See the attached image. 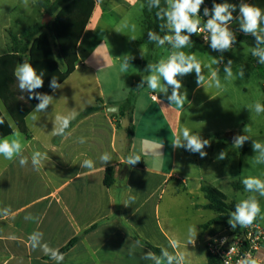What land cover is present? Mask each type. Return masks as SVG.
I'll list each match as a JSON object with an SVG mask.
<instances>
[{"label": "crops", "instance_id": "1", "mask_svg": "<svg viewBox=\"0 0 264 264\" xmlns=\"http://www.w3.org/2000/svg\"><path fill=\"white\" fill-rule=\"evenodd\" d=\"M39 1L0 0V56L13 50L10 33L20 34L40 21L44 9ZM95 2L92 16L78 43L79 62L74 72L61 83L62 88L49 94L53 96L52 105L37 113L35 121L31 118L34 109L26 117L29 136L18 130L8 112L6 114L0 106L14 132L21 134L23 155L29 158V164L21 167L18 158L7 160L0 155V210L10 209L8 216L0 215V264H56L42 250L31 247L28 237L34 231L42 232L43 241L59 250L79 238L63 253V264H152V261L143 259L144 254L152 250L140 241L137 244L134 234L160 249L167 248L169 252L175 251L170 247V241L175 239L179 241L178 250L186 255L187 264H210L208 241L226 231L237 232L240 227L233 230L228 223L204 226L216 217V213L206 207L208 200L202 187L211 184L203 175L214 172L226 161L218 160L209 151L201 158L198 153L185 150L183 164L179 166L178 148L172 146L176 136L182 134L184 113L194 100L197 87L189 96V75L178 77L183 85L181 93L187 94L183 108L168 101L170 87L167 93L161 89L153 92L147 87V81H143V87L139 88L144 77L135 80L131 89L127 86L118 94L109 93L101 78V73H109L106 60L122 62L123 56L127 55L130 64L138 66V71L129 79H136L141 73H146L145 77L150 75L146 72L148 64L167 59L174 49L165 43L163 47L156 45L150 51L146 44L138 42L147 34L143 15L141 25L145 34H132L127 41L124 37L116 38L120 25L113 18L119 16L118 20L122 19L141 4L140 1ZM237 16L239 12L231 24L235 32L240 31L239 25H235ZM201 20L206 23L202 17ZM50 39L52 41L51 35ZM197 44L184 51L194 53ZM103 45L105 52L101 61L98 54ZM148 55L151 60L144 64ZM261 65L257 64L258 68H263ZM220 83V88L215 87L216 92L226 93L223 80ZM247 90L244 86L241 93H247ZM259 92L263 100V83ZM130 93L139 95L133 115L135 135L131 140L128 138L129 118L108 110L114 106L121 108ZM98 104L102 110L78 119L86 109ZM73 110L78 115L67 131L69 134L65 137L52 135L55 116L68 115ZM211 131L197 135L203 139L216 136V132ZM236 135H240L238 128L225 130V136L232 141ZM80 137L86 142L79 143ZM166 140L170 141V151ZM245 149L247 151L248 147ZM34 151L45 152L49 157L39 170L31 165ZM105 152L111 154L112 161L103 165L99 157ZM130 154L139 155L143 166L125 165L123 161ZM85 159L94 161L93 169L80 167ZM108 167L115 169L116 182L111 188L104 183ZM194 172L200 173L199 176ZM130 196H134L135 201L125 206ZM29 216L35 219H26ZM190 227L197 229L196 240L191 244L188 243ZM11 235L16 239H9ZM258 258L259 264H264V245Z\"/></svg>", "mask_w": 264, "mask_h": 264}, {"label": "clouds", "instance_id": "2", "mask_svg": "<svg viewBox=\"0 0 264 264\" xmlns=\"http://www.w3.org/2000/svg\"><path fill=\"white\" fill-rule=\"evenodd\" d=\"M204 4V0H165L164 7L161 6V0H148V7L159 9L156 12V16L165 21L161 24V29H167L172 34H165L161 37L159 34L153 31L147 33L150 41L156 42L159 46L163 47L165 43L171 46L174 51L167 57V59H160L158 63L148 64L147 70L151 74L143 78L138 87H143V81H147V87L153 92L157 89H161L164 93L168 92V88L172 89L171 95L167 97L171 105H176L179 108H183L185 100H187V94L181 93L183 87L181 79L178 77H184L188 74L195 73L197 86H203L206 82L209 87L220 88L221 83L219 79L220 69H212V65H204L210 70V78H206L203 73L202 62L197 58L195 53H186L181 49L189 47L193 41L191 37L201 31V6ZM237 6L232 3H228L227 0L223 3L213 2L211 9L205 7L203 9V15L208 17L206 23H204L203 30L207 31L208 35L204 38L206 42L210 44L213 51L221 53L217 58H212V64L218 65L223 62V53L230 51L232 47L237 43V36L230 28L233 20L235 19L233 13L236 11ZM239 29L246 35H251L254 38L255 46L251 49V55L257 58L258 63L264 64V10L260 7H256L243 0L239 5L238 16ZM121 63V71H128L131 66L130 60L127 55L123 56ZM132 59V57H131ZM233 61L229 59L224 65L223 72L227 78L233 76L232 70ZM244 69L239 70V77H244ZM43 72L37 73V70L33 65L25 59L23 63H19L15 69V77L18 81V87L20 91L29 94V99H36L39 103L35 106L34 112L31 114V118L35 121L38 119L37 113L44 112L49 105L53 103V96L40 93L35 90L43 87L44 79ZM161 80L163 84H161ZM49 87L55 92L57 89L62 88V84L53 77L50 81ZM158 99V98H157ZM255 112L257 114L264 113V105L260 103L255 104ZM115 111V109H109ZM78 112L71 111L68 115L57 114L54 118V128L51 132L54 136L65 137L69 133L67 130L70 127L71 122L76 118ZM4 123V120L0 118V125ZM245 131V129H244ZM247 135H236L233 137V145L241 148L244 143L249 140ZM79 143L86 142L84 137H80ZM174 148H185L191 153H198L201 158L207 156V152L204 151L206 146H210V142L207 139H203L200 135L192 134L188 128L182 130L181 135H177L172 143ZM252 147L255 153H257L255 160L257 164H264V144L253 141ZM0 155L7 160H13L18 158L21 167L29 164V158L23 155V144L21 141V134L19 131H15L12 136L4 137L0 139ZM227 157L225 151H221L217 159L224 160ZM48 154L45 152L34 151L31 155V165L34 169L39 170L41 164L48 160ZM99 160L103 165H106L112 161L110 153L105 152ZM141 161V157L137 154H130L123 161L125 165L129 167L135 166ZM80 167L86 169L94 168V161L92 159H85L81 163ZM245 190L250 193H258L259 196L264 197V180L256 177H247L242 181ZM135 201L134 196H130L128 201L124 203L125 206H129ZM10 209L4 208L0 210V215L8 216ZM264 219L261 216V207L256 195H250L246 199L241 200L235 204L234 211L231 212L228 224L234 230L238 226L241 228H247L253 225L257 218ZM26 219H35L34 217H26ZM189 236L193 239H189L188 243H194L197 237V229L190 227L188 229ZM9 239H16L14 235L9 236ZM31 247L40 249L45 255L56 261V264H63L64 254L49 246L48 243L43 241V233L34 231L28 237ZM223 243V241H222ZM139 244V241H137ZM170 247L175 251L169 252L167 248H161L160 255H156L152 251H147L143 259L152 261V264H187L186 255L184 252L179 251V241L173 239L170 241ZM231 251V250H230ZM132 255V251L129 252ZM227 264V262H225ZM237 264H258V260L252 256L251 253H246L241 257Z\"/></svg>", "mask_w": 264, "mask_h": 264}, {"label": "rangeland", "instance_id": "3", "mask_svg": "<svg viewBox=\"0 0 264 264\" xmlns=\"http://www.w3.org/2000/svg\"><path fill=\"white\" fill-rule=\"evenodd\" d=\"M221 2L223 3L225 0H221ZM227 2L237 6L236 11L233 13V15L236 16L239 12V5L242 0H227ZM243 2L260 7L264 10V0H243ZM140 3L141 4L135 6L124 15L122 19L118 20L119 16L113 18L114 21H118L120 25V32L116 33V38L122 39L124 37L125 41H127L132 34L133 36L134 34L135 36L145 34V30L141 25L144 3ZM46 15L47 14L42 15L40 19L41 22L45 19ZM52 20L53 17L49 19L48 24H50ZM235 25H239L238 16L236 17ZM52 42L54 50L56 51L53 38ZM252 48L253 47L248 46H234L230 51L223 53V62L215 65L212 64V58L219 57L221 53L213 51L210 44L198 42L194 53L202 62L204 75L206 78H210V70L203 67L204 65L211 64L212 69L218 67L220 69L219 79L220 81L223 80L226 93L216 92L215 87H209L207 82L203 86H197L195 73L188 74L190 83L189 96H191L196 87L197 93L190 106L185 110L183 129L186 127L192 134L196 135L202 132H210L211 130V132H216L215 135L217 136L207 137L210 146H206L204 151L214 153L217 158L218 154L223 150L227 155L224 159L226 162L214 172L205 173V175H203L206 176L205 181L223 191L230 202H240L250 195H256L261 207V216H264V197L259 196L258 193L247 192L245 189L236 190L233 186L236 182L242 183L243 179L247 177H256L264 180V164L256 163L255 157L257 153L254 152L252 147L253 141L264 144V113L257 114L254 107L256 103L264 105V99L262 100L259 92L260 85L262 83L264 84V64H262L263 68H258L257 64L260 63H258L256 57L251 55ZM104 49L105 46L103 45L98 54L100 55L101 61L104 59ZM184 49L181 50L184 51ZM80 53L83 55V49L80 50ZM229 59L233 61L232 70L234 74L232 77L227 78L223 72V68ZM121 63L122 62H111L106 60L105 65L107 64L106 67L109 73H101L103 84L111 94H118L120 90L127 88V86L131 89L135 84V80H141V77L145 78L146 76V73H141L139 78L129 79L132 73L138 71V66L131 64L128 71L124 72L121 71ZM241 68H243L245 72L243 78L238 75ZM100 71L102 72V70ZM244 86L248 89L247 93H241ZM207 91L208 93L205 95ZM131 96L136 101L139 95L130 93V97ZM0 106L7 114L1 102ZM228 128H238L240 130V135H247L250 139L247 140L241 148L235 147L233 141L225 136V130ZM166 141L167 144H169L170 151V141ZM246 147H248V150L245 151L243 160H241V154ZM185 150V148H178L177 157L179 166L183 164L182 154ZM193 174L199 176L200 173L194 172ZM213 180L215 182H213ZM255 222L264 227V219L258 217Z\"/></svg>", "mask_w": 264, "mask_h": 264}, {"label": "trees", "instance_id": "4", "mask_svg": "<svg viewBox=\"0 0 264 264\" xmlns=\"http://www.w3.org/2000/svg\"><path fill=\"white\" fill-rule=\"evenodd\" d=\"M138 1L144 3L142 22L146 27L147 33L153 31L161 37L165 34L171 35L172 33L166 28L161 29L160 27L165 21L160 20L156 16V12L159 9H149L148 0ZM213 2L222 3L221 0H204V4L201 6L200 16L205 21H207L208 17L203 15V9L205 7L211 9ZM39 3L44 9V14H49L53 17L52 22L47 24L37 21L20 34L10 33V41L13 45V50L10 53L0 56V102L3 104L18 130L26 136H29V131L26 126V117L31 113L39 101L34 98L29 99L28 93L20 91L18 81L15 77L16 67L19 63H23L24 57H28V61L36 68L37 73L43 72L44 74L43 87L35 91L50 94L52 89L49 87V84L53 77L61 84L74 72L79 62L77 55L78 43L96 5L95 0H40ZM161 6H166L165 0H161ZM230 28L237 36V43L234 46H255L254 38L251 35H246L239 30L235 32L231 25ZM51 34L55 41L56 51L50 39ZM191 39L193 41L191 45H195L199 42L196 35H193ZM138 42L146 44L150 51L158 45L156 42L150 41L147 34L146 37L139 39ZM149 60H151V55L147 56L144 64ZM131 61L138 62V60ZM60 67H63L64 70L60 71ZM146 72L150 73L148 71ZM102 109L103 107L99 104L90 107L81 113L78 119ZM134 109L135 99L131 96L121 105L119 112V115L129 118V140L135 135L136 126L133 119ZM0 118L4 120V123L0 125V139H2L12 135L14 129L8 119L3 115L1 109ZM73 124L74 122H71L70 127ZM245 151L246 149H244L241 154V160H243ZM135 166H143V159L141 158V161ZM115 182V169L114 167H108L106 169L104 183L106 187L111 188L114 186ZM233 186L236 190L245 189L241 182H236ZM202 190L208 200L206 207L216 213V217L204 226L207 227L213 224L228 223L231 212L234 211L235 204L238 202H230L227 195L214 186L204 185ZM96 226L97 225L92 228ZM134 237L150 248L153 253L160 255L161 249L159 247L146 242L137 234H134ZM78 239L79 238L73 239L67 246L59 251L65 253L75 245ZM208 261L210 264H216V259L209 253Z\"/></svg>", "mask_w": 264, "mask_h": 264}, {"label": "built area", "instance_id": "5", "mask_svg": "<svg viewBox=\"0 0 264 264\" xmlns=\"http://www.w3.org/2000/svg\"><path fill=\"white\" fill-rule=\"evenodd\" d=\"M204 23H201V31L196 35L199 42L209 44L205 41L208 35L203 30ZM156 100V95L153 96ZM223 241V243H222ZM264 245V227L254 222L247 228H239L237 232H223L208 241V253L216 259V264H237V261L246 253H251L258 260V253ZM231 250V251H230Z\"/></svg>", "mask_w": 264, "mask_h": 264}, {"label": "water", "instance_id": "6", "mask_svg": "<svg viewBox=\"0 0 264 264\" xmlns=\"http://www.w3.org/2000/svg\"><path fill=\"white\" fill-rule=\"evenodd\" d=\"M48 18L50 19V18H52V16H50V15L47 14L46 17H45V19L42 20V23H47L48 24L49 23V19ZM113 108L115 109V111H110L109 110V109H113ZM109 109H108L109 112H112V113H119V111H120V108L117 107V106L110 107Z\"/></svg>", "mask_w": 264, "mask_h": 264}]
</instances>
